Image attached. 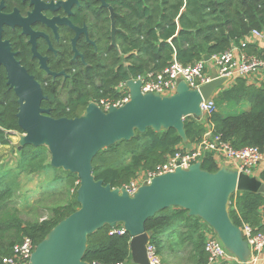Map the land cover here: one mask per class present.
Listing matches in <instances>:
<instances>
[{
	"label": "trees",
	"instance_id": "1",
	"mask_svg": "<svg viewBox=\"0 0 264 264\" xmlns=\"http://www.w3.org/2000/svg\"><path fill=\"white\" fill-rule=\"evenodd\" d=\"M117 13L115 34L118 48L108 45L109 23L100 32V44L95 52L86 56V73L74 74L66 83L63 96H59L51 83L40 81L46 99L42 107L49 108L53 118H74L83 114L90 101L115 95L117 83L136 78L147 71L158 72L173 58L191 65L214 54L230 50L232 46L264 60V48L246 42L252 30L264 31V0H107ZM91 8L97 0H88ZM95 27H92L94 31ZM245 50V51H244ZM251 53V54H250ZM216 110L205 119L212 124L214 134L234 148L256 146L264 150V83H248L242 77L222 86L212 98ZM248 101L250 107L241 112L217 111L222 103L238 105ZM17 97L6 83L5 70L0 67V147L9 143L11 131L21 132L16 113ZM189 142H198L207 131L205 121L187 116L183 120ZM182 138L173 128L144 132L135 130L130 140H120L97 152L92 160V174L96 180L112 188L130 182L140 171H146L174 153ZM19 172H44L51 175L52 191L73 188L74 198L52 211L50 218L30 221L22 217L20 195L14 180V170L0 169V264L1 258L11 252L12 246L23 236L34 244L46 238L51 229L79 208L76 200L79 179L76 174L50 164L46 146L24 145L18 149ZM201 168L216 172L219 169L212 153L201 159ZM264 183V168L260 172ZM47 191V190H46ZM73 196V195H72ZM228 215L238 227L250 224L255 232L264 234V194L235 191L230 194ZM117 223L115 226H119ZM208 226L201 218L188 214L178 206H171L149 217L145 231L152 233L149 242L158 254L188 259L189 264H207L204 250V229ZM111 226L105 224L87 236L83 260L104 264H132L130 235L109 234ZM178 249L175 250L174 246ZM162 258V256H161ZM163 260V258H162ZM238 264V263H232Z\"/></svg>",
	"mask_w": 264,
	"mask_h": 264
},
{
	"label": "water",
	"instance_id": "2",
	"mask_svg": "<svg viewBox=\"0 0 264 264\" xmlns=\"http://www.w3.org/2000/svg\"><path fill=\"white\" fill-rule=\"evenodd\" d=\"M99 1L110 10L114 44L115 13L105 0ZM39 2L34 10L52 9V2ZM17 13L14 9L6 14L0 5V65L5 69L7 85L17 97L16 116L22 130L18 149L24 145H44L50 153L52 167L74 173L79 179L76 195L79 208L58 222L46 238L36 244L28 264H88L83 260L87 236L105 224L114 226L117 223H122L131 237V263L150 264L146 244L152 233L145 231V221L171 206L184 208L189 215L201 218L240 264H246L250 249L241 229L229 218L228 200L235 191L264 194V183L257 177L224 167L209 172L197 161L187 169L177 167L173 172L155 176L129 195L124 187L112 188L92 174V160L97 152L120 140H130L135 130L144 132L150 127L158 132L173 128L183 141H187L184 118L191 116L201 120V102L211 99L230 77L218 76L217 71L212 70L209 80L198 88H190L178 79L175 93L168 96L142 93L140 81L128 79L130 99L122 106H110L104 111L90 102L78 117L53 118L48 115L49 109L41 106L46 96L40 84L15 59L9 42L2 38L3 25L7 23L22 25L23 31L34 37L44 35L33 33L24 25L27 18L12 21L11 17L18 16ZM40 18L45 19L41 15ZM32 50L37 55L34 45ZM203 60L208 61L209 57L205 55ZM44 61L41 57V66L52 73Z\"/></svg>",
	"mask_w": 264,
	"mask_h": 264
},
{
	"label": "built area",
	"instance_id": "3",
	"mask_svg": "<svg viewBox=\"0 0 264 264\" xmlns=\"http://www.w3.org/2000/svg\"><path fill=\"white\" fill-rule=\"evenodd\" d=\"M250 36L263 38L264 31L252 30ZM237 58L234 57L232 49H230L219 54H214L209 59L215 63L218 76L230 77L233 73H236L238 76L246 79L248 75L264 67V60H260L254 55L242 52ZM205 64L206 61L199 60L194 64L184 65L173 58L171 63L158 72L147 71L136 78L129 79L140 81V91L142 93L152 92L158 93L161 96H168L175 93L178 79L183 80L190 88H198L207 82L209 74L206 72ZM127 80L115 85V95L96 100L95 103L98 107L107 111L110 106L119 107L126 103L130 99L129 88L126 84ZM212 98L207 101L203 100L200 104L203 113L201 120L205 121L207 126V131L203 134L202 138L198 142H195L194 147L186 148L179 146L174 153L166 157L164 162L158 163L149 170L140 171L129 183L122 185L121 187H124L129 195L136 192L140 185L149 183L155 176L173 172L177 167L187 169L191 164L197 161L201 162L202 157L206 153L211 152L215 160L219 157L234 160L237 164V171L245 174H250L264 160V150L256 146H245L236 149L229 142L223 141L219 134L212 133L213 126L205 119L206 116H209L216 110ZM239 228L253 253L258 254L264 249L263 233L255 232L254 228L248 223L243 224ZM125 231L123 224L120 223L119 226H111L108 233L122 234ZM204 235V250L207 254V264H218L220 261H225L226 264H240V260L220 243L215 231L209 225L204 229ZM35 246L29 236H23L12 246L11 252L1 258L2 263L28 264ZM146 251L150 264H165L158 254L155 245L149 241L146 244ZM256 259L257 257L254 256L253 261H256ZM91 264L104 263L93 261Z\"/></svg>",
	"mask_w": 264,
	"mask_h": 264
},
{
	"label": "flooded vegetation",
	"instance_id": "4",
	"mask_svg": "<svg viewBox=\"0 0 264 264\" xmlns=\"http://www.w3.org/2000/svg\"><path fill=\"white\" fill-rule=\"evenodd\" d=\"M40 1L44 4L52 2V9L34 10L35 5H39V0H34L33 4H31L32 0H0L4 13L11 14L14 9L17 10L18 16L13 15L12 21L17 22L21 18H27L24 20V25L29 27L33 33L41 32L45 35L34 37L32 34L24 32L22 25L7 23L3 25L2 38L9 42L15 59L39 84L40 81L43 84L51 83L57 94L63 96L66 83L74 78V74L86 73L88 64L86 56L96 51L101 40L100 32H103L100 28L107 26V22L109 23L110 36L108 45L118 48L115 40V34L119 30L115 25L117 13L110 2L105 0L115 13L113 21L116 31L113 44L111 13L109 8L101 5L99 0L94 8L90 7L88 0ZM40 15L45 19H41ZM92 27H95L94 31ZM31 38H33V42ZM33 45L37 55L32 50ZM41 57L45 58L44 62L52 73L41 66ZM0 67L4 69L2 65ZM90 102L95 103L96 101Z\"/></svg>",
	"mask_w": 264,
	"mask_h": 264
},
{
	"label": "rangeland",
	"instance_id": "5",
	"mask_svg": "<svg viewBox=\"0 0 264 264\" xmlns=\"http://www.w3.org/2000/svg\"><path fill=\"white\" fill-rule=\"evenodd\" d=\"M243 110L237 109L234 112ZM21 136V132L11 131L9 133V143L0 147V169H10L14 170V173H18V175H15L14 180L17 184V192L20 195L22 217L30 221H40L44 218H50L55 208L69 201L71 197L74 198L73 188L63 187L51 192L55 187L48 186L51 182V175H46L44 172L31 174L19 172L17 163ZM172 261H174L173 264H189L188 259L185 260L183 257ZM218 264H226V262L220 261Z\"/></svg>",
	"mask_w": 264,
	"mask_h": 264
},
{
	"label": "crops",
	"instance_id": "6",
	"mask_svg": "<svg viewBox=\"0 0 264 264\" xmlns=\"http://www.w3.org/2000/svg\"><path fill=\"white\" fill-rule=\"evenodd\" d=\"M245 41L255 43L258 47L264 48V37L263 38H257L255 36H249V37H246ZM231 49H232L233 55L236 59H238L237 57L243 52L242 49L237 48L236 46H232ZM205 65H206L205 66L206 72L209 75L212 72V70H216V68H217L215 63L211 59L206 61ZM236 77H238V75L236 73H233L230 76V80H228V82L224 85V87L232 84ZM246 81L248 83L255 84L256 86H259L262 83H264V67L259 68L255 72L248 75V77L246 78ZM217 91H218V89L215 91V94L217 93ZM249 107H250V103L248 101L244 100L235 106L231 105L229 103H222L220 106L217 107V111L228 113V112H234L237 109L247 110V109H249ZM205 124H206V122H205ZM195 144H196L195 142H189L187 140V141H183L182 144H180V147L191 148V147H194ZM215 161L219 164V167H224L227 170H232V171L236 170L237 171V164L234 160H229L226 158L219 157ZM263 168H264V160L261 161L256 166V168L248 175L253 176V177H257L260 180V172ZM248 246H249V244H248ZM174 248H175V250H177L178 246L175 245ZM249 249H250V254L247 257L246 264H264V249H262L258 254L253 253V251H251L250 246H249ZM161 256H162L165 264H173L174 261H172V260H173V257L175 255H173V257L169 256L168 254H163ZM254 256L257 257L256 261H253ZM174 259H176V258H174Z\"/></svg>",
	"mask_w": 264,
	"mask_h": 264
}]
</instances>
